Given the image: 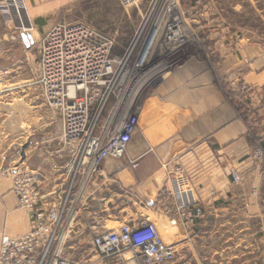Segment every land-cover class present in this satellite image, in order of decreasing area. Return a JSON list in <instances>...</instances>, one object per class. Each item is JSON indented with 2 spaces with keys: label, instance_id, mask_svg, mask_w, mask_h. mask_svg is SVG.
<instances>
[{
  "label": "crops",
  "instance_id": "obj_1",
  "mask_svg": "<svg viewBox=\"0 0 264 264\" xmlns=\"http://www.w3.org/2000/svg\"><path fill=\"white\" fill-rule=\"evenodd\" d=\"M61 5L62 0H24L23 7L32 10L31 23L42 31L48 14ZM141 5L142 0L135 7L138 14ZM19 38L27 49L21 32ZM245 49L224 56L221 68L190 57L140 91L137 129L125 154L130 165L106 160L102 175H80L70 223L73 236L86 230L94 235L144 218L172 228L167 245L175 246L180 259L192 254L195 264H264L263 158L253 151L254 143L264 145V98L252 103L258 120L250 128L217 85L219 77L241 65L245 79L264 90V49ZM27 140L28 146L21 149ZM23 143L18 163L39 171L41 204H57L69 179V147L52 131L25 136ZM10 146L0 148V241L3 234L14 237L29 230L28 214L18 207L12 191L8 171L17 163L16 158L8 160ZM176 166L189 176L204 211L189 230L171 226L169 213L161 210V193ZM232 171L239 174L238 183ZM123 188L137 194L130 195L135 199L127 207L133 213L129 219L123 215L124 193L129 191ZM188 238L194 239V246H188Z\"/></svg>",
  "mask_w": 264,
  "mask_h": 264
},
{
  "label": "built area",
  "instance_id": "obj_2",
  "mask_svg": "<svg viewBox=\"0 0 264 264\" xmlns=\"http://www.w3.org/2000/svg\"><path fill=\"white\" fill-rule=\"evenodd\" d=\"M20 1L0 0V16L5 20L12 19ZM117 1L124 8L140 5V0ZM169 1L150 0L149 6L153 5L156 12L159 10L157 20L149 24V33L140 43L141 32L150 16V12L145 13L142 29L122 53L114 52V38L84 22L54 23L40 37L39 71L35 83L45 103L60 115V137L72 154L69 179L59 202L43 206L39 171L22 168L20 163L11 166L8 172L12 178V191L18 207L28 214L29 230L20 236L2 235L0 264H71L63 252L64 238L71 232L80 175H102L106 158L125 156L137 129L136 99L140 91L165 71L161 62L185 47L182 46L185 40L179 33L181 25L176 18L161 17L166 9L174 8V1L171 4ZM160 18L161 27L157 25ZM157 26L161 34L155 36ZM151 33L153 42H149ZM171 42L175 44L172 47L169 46ZM233 76L232 86L239 81ZM247 98L251 105L255 99L261 101L264 90L243 83L231 88L227 100L235 108L240 104L250 109ZM240 112L248 119L245 108ZM248 123L252 128L257 121L253 117ZM254 154L258 159L263 158L264 148H255ZM231 175L233 182L240 181L237 172L232 171ZM161 202V210L169 213L168 221L173 227L181 225L189 230L204 215L195 188L180 166H176L169 176ZM92 242L102 258L128 252L134 264H170L176 257L175 246L166 245L156 224L144 218L99 232Z\"/></svg>",
  "mask_w": 264,
  "mask_h": 264
},
{
  "label": "rangeland",
  "instance_id": "obj_3",
  "mask_svg": "<svg viewBox=\"0 0 264 264\" xmlns=\"http://www.w3.org/2000/svg\"><path fill=\"white\" fill-rule=\"evenodd\" d=\"M173 1L174 8L169 11L166 9L161 17L164 18L168 15L170 19L176 18L183 28L182 32L189 38V42L179 52L161 62L166 69L162 70L160 76L169 72L174 65L181 64L190 57L197 56L214 69L221 68L224 56L230 52L236 54L238 50L242 51L251 46L264 49V0ZM173 1L170 0L169 3L171 4ZM149 3L150 0H142L141 11L138 14L135 7L124 8L117 0H62L60 8L48 14L47 23H45L47 26L42 31L37 30L31 23L34 13L28 6L27 8L23 7L24 0L18 4V12H14L12 19L5 20L0 16V148L11 145L7 153L8 160L13 161L16 158V163H18L19 145L23 143L25 136L29 135L31 138L48 131H52L57 136L61 134L60 115L45 103L41 91L35 83L39 71L38 41L40 36L52 24L60 21L84 22L114 38V52L122 53L129 46L135 34L142 29L143 23L146 21L142 19L145 13L150 12V16L148 24H145L141 32L140 39L142 41H139L140 43L145 41L147 33H149V24L151 22L153 24L157 20L156 14L159 10L156 12V9L152 8L153 5L150 7ZM148 6L150 9L147 10ZM159 24L161 27V18L157 25ZM157 27L158 30L153 32L155 36L161 32L159 26ZM28 31H34L35 40L33 39L34 42L30 48L25 49L19 34ZM174 45L172 42L169 43L170 47ZM236 67L233 71L219 77L217 81L226 100L233 86L236 88L243 83L248 86L252 85L245 79L244 67L241 65ZM231 75L239 79L238 83L233 86L230 84ZM227 101L231 104L229 100ZM246 102L250 109H246L245 105L238 104L239 108L236 110L239 109L237 115L248 125L249 119L254 117L258 120V115L255 106L250 104L249 98ZM253 102L256 104V99ZM243 108L248 114V119L243 117L240 112ZM28 144L29 140L21 145V149L27 147ZM257 147L264 148V145L258 142L254 143L253 151ZM106 160L115 162L113 159L106 158L103 164ZM121 160L123 165H130L127 157L124 156ZM262 161L264 169V156ZM117 163L119 162L117 161ZM123 189L124 192L126 190L130 192L126 194L122 191L127 195L123 197V206L131 207L135 198L130 195L137 196V194L133 190ZM165 190L166 188L161 193V199H163ZM113 201H115L114 198ZM123 213L125 219L133 216L130 208H127ZM155 224L162 241L167 245L168 235L171 234L172 228ZM109 225H114V222ZM94 235L88 230L77 232L74 236L72 232H67L64 238L63 252L71 264H134L135 261L131 258V253L128 252L102 258L93 246ZM187 240L188 246H194L193 238ZM184 261L195 264L192 254L183 255V259H180L177 252L174 262L170 264L183 263Z\"/></svg>",
  "mask_w": 264,
  "mask_h": 264
},
{
  "label": "bare ground",
  "instance_id": "obj_4",
  "mask_svg": "<svg viewBox=\"0 0 264 264\" xmlns=\"http://www.w3.org/2000/svg\"><path fill=\"white\" fill-rule=\"evenodd\" d=\"M182 30H183V28H182V26H181V28H180V31H179V33L181 34V36L184 38V40L185 41H183L184 42V44H182V46H186V44H188V40H189V38L187 37V36H185L184 35V33L182 32ZM28 33H30V35H31V37H35L34 35H35V33H34V31L32 32V31H28ZM155 37V36H154ZM173 38V37H172ZM171 38V39H172ZM149 39H150V41L149 42H151V40H152V42L154 41V39H153V34L151 33L150 34V36H149ZM35 40V39H34Z\"/></svg>",
  "mask_w": 264,
  "mask_h": 264
},
{
  "label": "water",
  "instance_id": "obj_5",
  "mask_svg": "<svg viewBox=\"0 0 264 264\" xmlns=\"http://www.w3.org/2000/svg\"><path fill=\"white\" fill-rule=\"evenodd\" d=\"M21 37H22L26 47L29 48L32 45V43H33V40H32V37H31L30 33L23 32V33H21Z\"/></svg>",
  "mask_w": 264,
  "mask_h": 264
}]
</instances>
